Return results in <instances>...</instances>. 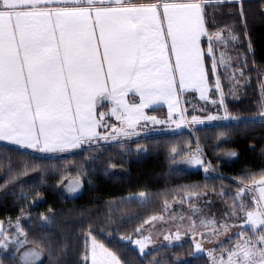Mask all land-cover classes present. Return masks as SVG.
I'll return each mask as SVG.
<instances>
[{"label":"snow or ice","instance_id":"snow-or-ice-1","mask_svg":"<svg viewBox=\"0 0 264 264\" xmlns=\"http://www.w3.org/2000/svg\"><path fill=\"white\" fill-rule=\"evenodd\" d=\"M225 3L240 5L246 27L244 0H0V141L37 153L64 152L109 138L96 131L105 126V113L97 114L103 101L114 104L111 115L127 125L112 129L116 139L120 134H138L128 129L141 120L162 123L143 112L160 101L168 104L172 119L179 104L174 98L186 89L199 91L207 99L208 76L200 40L208 37L207 55L213 58L215 75L212 40H219L220 35L208 33L206 7ZM130 91L139 103L124 100ZM207 119L264 122V105L248 121L228 114ZM192 123L203 120L193 116ZM187 163L201 161L193 157ZM78 187L79 181L74 182L71 190ZM257 191L259 197L252 200L260 205L264 178L239 187L236 199ZM238 207L245 213L244 223L251 234L228 251L227 264H264V208L249 210L252 206L244 203ZM135 243L145 254L144 243ZM6 248L0 241V249ZM196 248L203 251L199 243ZM40 259L41 253L29 250L21 254L20 264H36ZM84 259L88 260L87 253ZM91 264L122 262L93 240Z\"/></svg>","mask_w":264,"mask_h":264},{"label":"trees","instance_id":"trees-1","mask_svg":"<svg viewBox=\"0 0 264 264\" xmlns=\"http://www.w3.org/2000/svg\"><path fill=\"white\" fill-rule=\"evenodd\" d=\"M218 8L234 13L232 19L237 24L248 76L238 100L224 99L225 113L248 121L264 105L261 88L264 3L244 0L246 27L239 4L225 3ZM208 23L211 25L206 15L205 24ZM209 24L206 29L211 33L213 27ZM202 46L205 51L209 47L205 36ZM211 63L212 58L205 53L208 86L217 95L211 87ZM223 87L227 89V85ZM138 146L143 148L136 151ZM186 147H199L203 151L213 168V176L173 167L170 151ZM229 152L235 153V157L225 158ZM68 176H80L83 183L82 191L71 198L60 189ZM262 176L264 122L261 121H230L177 134H155L131 144L98 142L62 156H48L0 143V222L23 221L27 245L43 254L41 264H84L89 237L103 244L122 264H150L157 256L161 258L154 264H175L169 258L179 254L178 247H162L141 254L122 239L134 235L149 217L158 214L164 200L181 190L189 192L194 184L210 182L231 195L240 186ZM137 193H144L147 200L129 198ZM163 196L166 197L163 199ZM170 251L172 257L168 254ZM7 261L16 264L15 258L9 257ZM181 264L209 263L204 256H198Z\"/></svg>","mask_w":264,"mask_h":264},{"label":"rangeland","instance_id":"rangeland-1","mask_svg":"<svg viewBox=\"0 0 264 264\" xmlns=\"http://www.w3.org/2000/svg\"><path fill=\"white\" fill-rule=\"evenodd\" d=\"M207 16L211 21L210 27L211 33L214 37L215 34L220 35V39H213L212 44L215 46V61L217 66L215 69L216 74L212 75L213 89L216 90L217 95L211 92L209 86L206 90L207 99H202L199 91L188 90L185 92L184 97L179 98L178 108L173 112V118L169 119L168 104L160 101L159 103L152 104L149 107L143 109L145 115L149 117H155L160 120V124H152L151 122H145L141 120L139 124L134 125L133 129H128L138 134H133L130 137H125L120 134L115 140L112 141H99L103 143H125L131 144L141 139L147 138L150 135L155 134H177L188 129L193 130L198 127L207 125H219L230 122L229 120H213L209 121L207 117L209 115H215L223 117L226 115L224 109V99L230 98L232 100H238L243 93L245 85L248 82V76L245 74L246 58L242 52L240 46V36L237 32V24L232 16V11H221L218 5H212L206 7ZM209 21V20H208ZM205 24V27L206 25ZM233 36L236 39H233ZM208 40V37L205 36ZM208 50V48H207ZM207 50L205 53H207ZM212 58V57H211ZM213 60V58H212ZM211 72L213 63H211ZM264 73V72H263ZM262 73V74H263ZM219 83V89L216 84ZM227 85V89L223 85ZM177 98H174L176 100ZM124 100L131 103H139V97L131 96L124 97ZM221 100L223 103H221ZM152 109H156V113L150 112ZM148 111V112H146ZM119 114V113H118ZM196 116L203 120V123H192V117ZM119 121V120H118ZM182 121L181 126L177 127L176 122ZM120 128H127L125 123L120 121ZM120 128H117L119 130ZM0 143L10 145L7 141H0ZM97 142H91V145L86 144L85 147H91L96 145ZM13 147L14 145H10ZM80 148V147H79ZM78 148V150H79ZM140 148L136 147V151ZM23 149V148H20ZM82 149V147L80 148ZM33 151L31 149H24ZM175 150V151H174ZM170 151V159L172 165L175 168L188 170V171H200L203 174L213 176V168L206 160L203 151L199 147L184 149H174ZM71 152H56V153H39L48 156H62ZM229 152L225 154V158H234L235 155ZM195 157L200 160L199 164L187 163L188 160ZM207 168V172L205 171ZM264 178V176L260 177ZM79 181V187L76 191L71 190V185L74 182ZM252 183V182H251ZM251 183L242 185L240 187H249ZM218 186V185H217ZM83 188V183L80 176H68L60 184L62 193L67 197L77 196ZM216 184L210 182L201 183L189 187V192H178V195L172 196L164 200L161 210L158 214L149 217L139 228L140 231L136 232L131 237L123 238L122 240L129 243L133 248L140 252V245L135 241H141L144 243V253L153 252L162 247H168L174 249L178 247L179 254L169 258L174 261L175 264H181L185 261H190L195 257L204 256L209 264H227V254L230 249L241 242V240L248 239L250 233L249 226L244 223L245 213L238 207L241 203L245 206L251 205L253 208H264V203L255 205L252 197H259V192H249L240 199H236L238 190L234 191L231 195H226L216 190ZM141 193L131 195L130 199H138L139 201L147 200V196L141 197ZM166 196H163L164 199ZM190 197V199H188ZM193 209L196 211L194 212ZM155 217V219H153ZM202 221L209 222L207 225ZM215 221V224L211 223ZM23 221H7L0 222V241L7 244L6 249H0V264H12L7 261L9 257L15 258V263L20 264V256L25 251H34L41 253V259L36 264H41L43 260V254L37 248L27 245L26 238L22 230ZM194 225V226H193ZM221 225H227V227H221ZM219 229L218 234H214V230ZM243 232L244 235L240 236ZM179 234V239H177ZM169 237V239H165ZM93 240L92 237L88 238V260L84 261V264H91V249ZM96 241V240H95ZM20 242H23L22 245ZM97 242V241H96ZM199 243L203 251L198 252L196 244ZM19 249V251H16ZM173 252H175L173 250ZM171 251L168 253L170 257ZM167 254V256H168ZM161 257L157 256L151 260L150 264L156 263V260H160Z\"/></svg>","mask_w":264,"mask_h":264},{"label":"crops","instance_id":"crops-1","mask_svg":"<svg viewBox=\"0 0 264 264\" xmlns=\"http://www.w3.org/2000/svg\"><path fill=\"white\" fill-rule=\"evenodd\" d=\"M204 39V36L201 37V40H200V47L201 49L203 50V55H202V62H203V66L205 68V65H204V54H205V50L202 46V40ZM206 71V70H205ZM177 81H178V78H177ZM261 88L262 90L264 91V73L262 74V85H261ZM188 90H191V89H186L182 94H180L179 96L175 97L177 99L179 98H182L184 97V94L185 92H187ZM136 96V94L134 93V91H130L126 97H131V96ZM102 104L104 106L102 107H98L97 108V114H99L100 112H103L105 113V126H101L99 127L96 131L101 135V136H108L109 138L107 140L105 139H100L99 141H112V140H115L112 138V129L115 127V128H120L119 126V123L120 121L117 120L116 116H113L111 115V108L114 107L115 105L112 104L111 102L109 101H103ZM148 112V111H146ZM87 144V143H86ZM84 144L82 147H85ZM87 146V145H86ZM81 148V147H80ZM79 148V149H80ZM73 150H78V148H74V149H69V150H66V151H73Z\"/></svg>","mask_w":264,"mask_h":264}]
</instances>
